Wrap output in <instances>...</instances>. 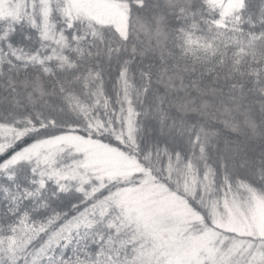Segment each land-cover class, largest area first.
Wrapping results in <instances>:
<instances>
[{"label": "snow or ice", "instance_id": "snow-or-ice-1", "mask_svg": "<svg viewBox=\"0 0 264 264\" xmlns=\"http://www.w3.org/2000/svg\"><path fill=\"white\" fill-rule=\"evenodd\" d=\"M0 264H264V0H0Z\"/></svg>", "mask_w": 264, "mask_h": 264}]
</instances>
